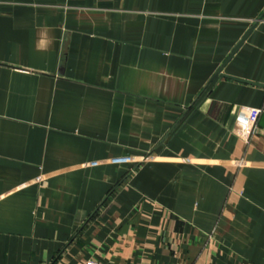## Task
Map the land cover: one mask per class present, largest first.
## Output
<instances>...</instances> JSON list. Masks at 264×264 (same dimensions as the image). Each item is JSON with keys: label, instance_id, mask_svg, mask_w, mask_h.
Masks as SVG:
<instances>
[{"label": "crops", "instance_id": "0c3cea01", "mask_svg": "<svg viewBox=\"0 0 264 264\" xmlns=\"http://www.w3.org/2000/svg\"><path fill=\"white\" fill-rule=\"evenodd\" d=\"M89 259L264 264V0H0V264Z\"/></svg>", "mask_w": 264, "mask_h": 264}, {"label": "water", "instance_id": "95a60500", "mask_svg": "<svg viewBox=\"0 0 264 264\" xmlns=\"http://www.w3.org/2000/svg\"><path fill=\"white\" fill-rule=\"evenodd\" d=\"M252 27H253V26L249 27V28L244 32V34L242 35V37L240 38V40H239V41L233 46V48H232V49L230 50V52L227 54V56L225 57V59H224V61L222 62V64H220V65L216 68V70H215L213 76L216 75V74L225 75V74H222V73L220 72V70H221V68H222V65H223L227 60H229V58L231 57V55L233 54V52L239 47V45L242 43V41L247 37V35H248L249 32L251 31ZM230 77L236 78V77H234V76H230ZM236 79H240V78H236Z\"/></svg>", "mask_w": 264, "mask_h": 264}, {"label": "built area", "instance_id": "2783aa9c", "mask_svg": "<svg viewBox=\"0 0 264 264\" xmlns=\"http://www.w3.org/2000/svg\"><path fill=\"white\" fill-rule=\"evenodd\" d=\"M86 264H103V263H100V262H98L96 260L89 259V260L86 261Z\"/></svg>", "mask_w": 264, "mask_h": 264}]
</instances>
